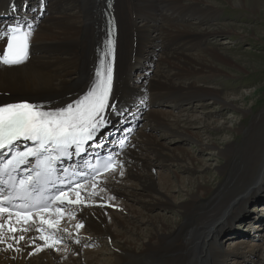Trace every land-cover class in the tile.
Listing matches in <instances>:
<instances>
[{"label":"bare ground","instance_id":"obj_1","mask_svg":"<svg viewBox=\"0 0 264 264\" xmlns=\"http://www.w3.org/2000/svg\"><path fill=\"white\" fill-rule=\"evenodd\" d=\"M14 1L18 6L21 3L25 4V10L18 12L5 6L11 0H0V8L3 7V14L19 20L23 25H32L30 38L33 45L32 57L30 61L16 67L0 65V105L12 103L13 99L28 102L31 100L33 104L43 105L49 109L48 106L51 108L63 106L81 96L92 83L95 72L100 67L101 45L105 39V21L101 4L103 3V9L106 0H73V2L79 1L76 2L77 16L53 9V6L59 7L62 0H43V7L41 0ZM114 2L117 38L112 92L118 111L110 117L112 123L109 129L112 132L106 130L97 134L93 144L99 142L103 145L97 147V151L114 149L118 140L131 136L130 144L117 158L116 172L111 171L107 176L99 179L101 183L95 189L99 192L98 196L88 197L85 191H81V195L91 201V206L82 205V208L76 212L79 214L78 221L68 222L67 233H56L57 237H63L64 241H71L69 244L64 243L66 246L63 247L57 246L59 250L43 248L42 251L37 252L36 247H43L44 241L35 240L33 243L32 237L38 236L39 233L32 231L24 234L25 240L19 243L8 240L7 243L13 244L12 249L7 248V243L0 244V264H97V262H101L100 264H227L230 257L244 260L255 258L259 261V253L263 251V247L226 252L219 248L217 236L242 212V206L249 197L257 192L262 196L264 146L254 145L246 154H242V158L248 164L262 150L260 170L255 177L245 174L246 168L240 163L233 162L234 176L230 181L238 186L248 184L249 190L245 192H239L237 186L233 189L223 184L214 191L211 198L203 201L199 194L202 193L203 196L213 189L207 190L206 185L198 181L192 185V179L185 181L176 172L172 173V177L171 172L166 176L156 177L153 167L157 159L164 162L162 165L171 166H182L188 161L193 165V170L188 168L187 170L192 173L197 171V167L193 164L196 160L193 156H188L189 153L185 149H171L159 136L155 137L144 131L135 134L133 131L135 117L140 115V119L142 118L160 133L176 135V137L186 135L198 143L201 142L199 135L188 130L192 127L191 122L188 124L183 121L182 124L176 117L171 121L169 118L171 113H166L160 107L157 109L151 107L155 104L170 103L167 100H172L173 106H180L185 100L191 101L186 98L189 89H194L195 98L196 94L208 93L216 101L222 104L223 101L218 96V92L209 90V87L200 85L197 87L188 81L190 85L183 87L182 83L178 82L182 79L181 76L188 72L199 74L196 66L199 68L207 66L204 64L207 63V58H202L205 55L193 59L184 51L178 50H185L189 48L188 45L199 40L194 35L174 34L171 31L172 27L170 28L169 23L175 21L173 17L182 6L181 0H138L137 19L131 16L132 0H114ZM233 3L264 14V0H234ZM44 9L47 10L46 15L40 20L37 15H41ZM31 10H36V14L32 16ZM262 15L260 16L263 18ZM137 20H140L138 25L135 24ZM214 31L211 32L217 34ZM206 35L209 34L204 33L201 36ZM2 45L3 42L0 41V50ZM158 48H160L159 54L154 57V51L151 50ZM202 53L212 57L213 61L210 60L212 62L231 65L228 58L219 55L220 52L218 54L209 48L202 50ZM181 58L189 65L186 63L179 67ZM191 64L196 65V68ZM147 65L153 69L150 76L142 82H133L130 72L138 69L140 76L146 77L148 72L144 68ZM213 65L209 67L211 75L207 79V84L217 76H225L223 71L217 70L215 64ZM112 102L110 100V104ZM170 106L168 104V107ZM120 112L123 114H119ZM123 121L125 122L121 126ZM120 126L126 128L121 130ZM102 135L104 139H100ZM89 151L92 152L88 149L85 154ZM231 153L232 150L228 148L225 153L219 151L214 154L228 160L232 156ZM73 158L80 159V157ZM219 170L225 171L226 166ZM241 175V182L236 183ZM193 190L195 191L190 192ZM87 191H92L91 184L88 185ZM184 191L187 198L182 195ZM173 192L182 195L179 197L181 203L187 200L178 206V213L183 217V223L168 232L161 230V226L158 225L154 233L142 237L136 232V239H127L128 234L134 232L131 227L137 222L136 215L141 213V210H134L133 206L130 208L129 205L122 204L120 199L135 198L136 202L140 203V207L142 206V211L153 210L155 207L170 210L175 207L169 199ZM247 218H249L248 214ZM246 220L250 218L238 222L243 224ZM78 222L84 225L79 230L74 227ZM253 222L254 220H251L249 223ZM63 224L64 220H61L60 226ZM259 228L260 226L257 229ZM21 234L17 232L15 235L18 237ZM77 240L79 243H76ZM17 248L20 251H16ZM89 248H99L102 252L87 251ZM103 253L108 254L109 259L106 260Z\"/></svg>","mask_w":264,"mask_h":264},{"label":"rangeland","instance_id":"obj_2","mask_svg":"<svg viewBox=\"0 0 264 264\" xmlns=\"http://www.w3.org/2000/svg\"><path fill=\"white\" fill-rule=\"evenodd\" d=\"M76 2L79 1L62 0V3L59 4L60 6H53V9L55 11L77 16L78 8ZM233 2L234 0H181L182 6L178 8L180 10H178V13L174 14L173 17L175 21L169 23L170 28L172 27V33L194 35L199 39L191 43L192 45H188L189 48L178 50L184 51L186 55H189L193 59H199L204 55L205 56L202 58H207V63H204L207 65L205 68H199V66L191 64L192 67H198V69L195 68L199 74L188 72V74L181 76L182 79L176 81L182 83L183 87H187L190 83L197 87L199 85L201 87H209L211 91L216 90L223 104L220 101H216L208 93L196 94L195 98L193 96L194 89H189L186 98L191 99V101L185 100L180 106H173L172 100H167L170 101V103L160 104L161 106L156 104L153 105V107L150 106L154 109L160 107L165 110L166 113H171L169 114L171 121L174 119L173 117H176L182 124L183 121L184 123L191 122L192 127L190 126L191 128L188 129L189 132L194 131L193 133L198 134L201 142L197 143L196 141H192L190 137L186 135H184L185 137H176V135L160 133V131L156 130L148 123H145L142 118L140 119V115L137 118L135 117L136 123H133V129H139L137 132L144 131L148 134L151 133L152 136H159L162 138L164 144L171 147V149H185L186 152L189 153L188 156H193L196 160L193 163L194 166L197 167L196 172H188L187 168L193 170V165H191L190 162L188 163V161H186L182 167L167 164L162 165L164 162L160 159L154 161L155 167H153V171L156 177L166 176V174L170 172L172 177V173L176 172L179 177L185 181L192 179V185L194 182L198 181L206 185L207 190L213 189L212 191L204 193L203 196H201L202 193L199 194L203 201H207L211 198L214 191L223 184L233 189L237 186L239 192L249 190L248 184H241L242 186H238V184L233 185L230 181V178L234 176L232 172L234 170L233 162L240 163L243 168H246L244 173L252 175V178L258 174L261 166L260 155L262 150H260L248 164L242 158V154H246L254 145L260 147L264 146V14L262 15L260 11L256 13L246 7L236 6ZM137 4L138 0H132L133 8H131V11H133V13L131 12V16L135 19L139 16ZM18 7L19 8L16 10L22 12L25 10L26 6L21 3ZM46 12L47 10L44 9L41 15H37L38 19H44ZM34 13L36 14V10H31L32 16L35 15ZM260 15H262L263 18ZM139 21L137 20L134 22L138 25ZM214 30L217 34L211 32ZM204 33H208L209 35L204 37L201 36ZM199 34H201L199 36L200 38L196 36ZM209 48L218 54L220 52L219 55H221V57L225 59L228 58L227 60L231 61V65L212 62V57L210 58L208 54L202 53V50H208ZM151 51H154L153 54L154 57H156L159 54L160 48ZM222 54L224 56H222ZM179 61V67H182L183 64L186 65V63L189 65V63L183 61L182 58L179 59ZM213 64H215L217 70L223 71L225 76H217L207 84V79L211 75L209 67L214 66ZM144 69L148 72L146 77H141L138 69H133L130 72L133 82H142L149 77L153 71L148 65ZM170 73L171 72H168V74ZM130 97L132 98L131 94ZM11 101L14 102V99ZM29 101L31 102V100ZM191 102L192 104H190ZM43 104L51 105L45 102H43ZM168 104L171 106L168 107ZM48 108L51 107L48 106ZM124 122L125 121L120 125L122 126ZM109 126L110 125L102 129L101 133L106 130L110 131L111 129H109ZM121 126V130L126 128L125 126ZM133 131L135 134L137 133L135 130ZM228 148L232 150V156H229L230 158L228 160L214 154L219 151L225 153ZM225 166L226 170L221 172L222 170L219 169H224ZM115 172H113V174ZM241 178L242 175L236 183L241 182ZM194 191L195 190L190 192ZM185 192L186 191H184L182 195L184 198H187ZM258 194H260V192L254 193L249 197L246 204L242 206V212L236 217L237 220L234 219L228 228L223 229L219 233L217 236V243H219V248L226 252L235 250L244 251L249 248H256L257 246L263 247V251L259 253V261L255 258H253V260H244L239 257H230L227 260V264H264V192L262 196ZM182 195H178L176 192L171 193L169 199L175 207L170 210L155 207L153 210L142 211V206L140 207V203L136 202L135 198L130 197L129 199L127 196L125 199L121 198L120 202L122 204L129 205L130 208L133 206L134 210H141V213L136 215L137 222L131 227V230H134L133 234H128L126 238L136 239V232L141 234L142 237L154 233L158 225H160L161 230L165 232H168L175 226L177 227V225H181L183 223V217L178 213V206L181 203L179 197ZM186 201L187 200L182 201L181 205ZM247 214L250 220H246L243 224L239 223L238 220L249 219L247 218ZM251 220H254V222L250 224L249 222ZM255 226L256 228H254ZM259 226L260 228L257 229ZM70 242L71 241H64L66 244ZM238 242L240 243L238 244ZM92 250L102 252L99 248L87 249V251ZM103 257L106 260L107 258L109 259L106 253H103ZM100 263L101 262H97V264Z\"/></svg>","mask_w":264,"mask_h":264},{"label":"snow or ice","instance_id":"obj_3","mask_svg":"<svg viewBox=\"0 0 264 264\" xmlns=\"http://www.w3.org/2000/svg\"><path fill=\"white\" fill-rule=\"evenodd\" d=\"M25 27L28 30H25ZM31 35V24L21 25L18 22L7 27L0 26V41L5 42L4 48L0 50V65L24 63L28 59ZM113 43L114 41L109 40L108 54H111ZM112 71L111 63L105 64L101 60L100 67L86 92L63 106L46 109L43 105L27 102L0 105V244H5L8 240L19 243L25 240L24 234L35 231L39 235L32 237L33 243L35 240L44 241L43 247H36L37 252L43 248L59 250L57 245L62 243L63 237H57L56 233H67V229L60 227L61 220L66 215L75 220L80 206H91V201L85 199L81 191H85L88 197L99 195L95 190L101 183L97 176L103 173L97 172V175L88 178L86 171L77 172V167L92 168L86 158L82 164L73 162L70 167L64 166L61 161L64 158L83 156L93 147H103L99 142H89L95 140L97 134L112 123L110 117L118 111L112 92ZM110 100L113 101L111 104ZM100 139H104V136ZM20 141L31 142L32 146L25 145L24 150H18ZM5 150L11 153L7 159ZM88 155H91L90 151ZM29 157H34L35 163L23 170L27 171L28 175L21 176L18 182L10 185L8 180L3 178L4 175L7 174L15 180L13 173L21 165L28 164ZM58 162H61L59 170L62 171L63 178L57 176ZM92 170L97 171L95 168ZM115 170L116 165L112 163V158L108 157L104 171ZM79 175H84L87 183L74 182L75 177ZM69 177L71 179H66ZM49 183L53 187L57 184L61 187L57 188L54 195L33 196L34 192L46 191ZM88 184L92 185V191H87ZM41 185L43 187H38ZM5 191L9 194H5ZM72 196L75 198H71ZM16 200L23 203H13ZM64 205H74L75 208L61 207ZM74 227L79 230L84 225L78 222ZM17 232L22 234L17 237ZM76 243H79V240ZM7 248L12 249L13 244L7 243ZM15 250L20 251L18 248Z\"/></svg>","mask_w":264,"mask_h":264}]
</instances>
